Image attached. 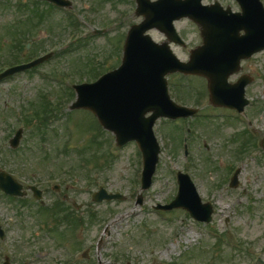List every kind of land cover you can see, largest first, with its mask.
Returning a JSON list of instances; mask_svg holds the SVG:
<instances>
[{
	"label": "rangeland",
	"instance_id": "374dc122",
	"mask_svg": "<svg viewBox=\"0 0 264 264\" xmlns=\"http://www.w3.org/2000/svg\"><path fill=\"white\" fill-rule=\"evenodd\" d=\"M71 1L70 11H52L48 3L34 9L37 3L31 0H0V66L64 51L74 38L85 39L73 41L51 64L0 84V164L25 187L38 183L48 205L41 209L31 192L22 202L0 192V225L6 230L0 264L5 257L12 264H264V151L259 146L264 137V52L243 64V72L256 81L248 91L253 107L241 121L210 105L204 79L170 76L189 103L184 105L195 104L213 116L185 127L158 123L162 154L153 186L138 205L142 156L136 144L118 149L114 135L100 128L94 116L69 107L75 101L72 85L121 64L127 33L143 17L135 15L133 0ZM219 2L239 10L234 0ZM20 4L34 7L21 11ZM103 26L109 27L106 35L94 36L93 29ZM176 28L186 47L175 52L188 60L190 50L202 44L199 28L187 19ZM150 34L157 42L164 40ZM28 43L33 46L26 51ZM19 128L24 129L21 147L13 150L10 140ZM188 128L194 135L185 157L180 138L188 137ZM238 168L240 184L231 189ZM178 171L188 173L203 202L213 204L210 224L195 221L184 209L156 210L176 197ZM57 184L58 192L53 190ZM101 187L126 199L95 203L92 196ZM87 251L88 258H82Z\"/></svg>",
	"mask_w": 264,
	"mask_h": 264
},
{
	"label": "water",
	"instance_id": "95a60500",
	"mask_svg": "<svg viewBox=\"0 0 264 264\" xmlns=\"http://www.w3.org/2000/svg\"><path fill=\"white\" fill-rule=\"evenodd\" d=\"M60 7H71L67 0H45ZM242 13L232 15L231 10L222 12L215 6H203L202 0H136V16L144 21L134 25L127 36L122 65L115 71L104 75L93 84L76 86L77 100L71 110L85 109L92 112L101 125L116 136L119 147L136 141L143 153L144 170L142 190L152 186V178L159 162L161 152L153 127L159 118L178 119L190 117L197 110L182 107L169 96L166 76L173 73L201 75L208 79L212 102L216 106H227L244 110L245 87L248 78L229 85L231 74L239 71L242 59L264 50V6L261 0H237ZM230 13V14H229ZM189 18L201 28L203 45L191 52L189 62H181L170 49L169 43L159 45L146 33L158 29L169 41L184 45L177 34L174 22ZM241 31L245 35L241 36ZM51 56H45L30 64L7 70L0 75V81L15 73L40 65ZM151 116L146 117L147 114ZM23 135L19 130L11 141L17 148ZM264 146V142H263ZM238 170L232 179L231 187H238ZM179 194L161 210L184 208L191 216L201 222H211L213 208L210 203L203 204L197 190L187 174H178ZM0 189L8 195L25 196L23 187L0 168ZM37 199L42 192L32 188ZM121 194H108L105 189L97 192L95 202L124 200ZM143 203L140 196L138 204ZM0 236L4 232L0 227ZM4 264H10L7 260Z\"/></svg>",
	"mask_w": 264,
	"mask_h": 264
},
{
	"label": "flooded vegetation",
	"instance_id": "af4514ba",
	"mask_svg": "<svg viewBox=\"0 0 264 264\" xmlns=\"http://www.w3.org/2000/svg\"><path fill=\"white\" fill-rule=\"evenodd\" d=\"M253 58H255V57H253ZM252 58V59H253ZM251 59V60H252ZM250 61V60H249ZM247 61H245V62H243L242 64H244V63H246ZM243 66V65H242ZM243 69H244V66L242 67V71H241V73L240 74H237V75H234V76H232L231 77V82H235V81H237L241 76H242V74H245V75H251L253 78H252V80H254V81H256V76L255 75H253V74H251V73H246V72H243ZM247 90H248V88H247Z\"/></svg>",
	"mask_w": 264,
	"mask_h": 264
},
{
	"label": "trees",
	"instance_id": "16d2710c",
	"mask_svg": "<svg viewBox=\"0 0 264 264\" xmlns=\"http://www.w3.org/2000/svg\"><path fill=\"white\" fill-rule=\"evenodd\" d=\"M52 110H54V109H49L47 112L52 111ZM38 119L41 120V121H44V120H42L40 118H38ZM48 124L53 125L54 123H52V124L51 123H48ZM70 216H71V221L72 220H75V218H74V216L72 214Z\"/></svg>",
	"mask_w": 264,
	"mask_h": 264
}]
</instances>
